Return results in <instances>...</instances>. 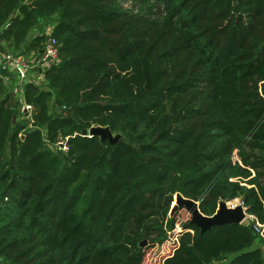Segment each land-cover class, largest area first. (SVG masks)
<instances>
[{"label":"trees","instance_id":"obj_1","mask_svg":"<svg viewBox=\"0 0 264 264\" xmlns=\"http://www.w3.org/2000/svg\"><path fill=\"white\" fill-rule=\"evenodd\" d=\"M123 1L0 0V26L19 10L0 50L58 42L48 89L0 74V264H145L164 240L159 264H264L252 223L189 217L176 241L164 220L179 192L204 214L239 196L264 225V0Z\"/></svg>","mask_w":264,"mask_h":264},{"label":"built area","instance_id":"obj_2","mask_svg":"<svg viewBox=\"0 0 264 264\" xmlns=\"http://www.w3.org/2000/svg\"><path fill=\"white\" fill-rule=\"evenodd\" d=\"M51 31L48 33L50 34ZM58 60V42L56 38L50 35L44 43L43 49L37 56L31 58L26 57L22 54L13 53L9 50H0V74L4 72L3 78H11L14 76L17 80L16 89L20 91L22 89V84L29 80L36 81V76H41L43 74V69L49 66L51 63ZM36 71H35V70ZM33 106L31 103H24V110L27 111V117L31 116V111ZM68 136L58 139L52 147H55L60 150H67V139ZM232 161H237L241 164V160L237 154L236 150H233L231 155ZM231 199L228 203L229 205L240 204L243 209H247V206L243 203L242 200L232 201ZM245 216L252 218L253 228L264 236V225L257 220V217L250 213L249 211L245 212ZM181 227H176L174 230V239H177L176 234L180 233ZM191 230V229H189Z\"/></svg>","mask_w":264,"mask_h":264},{"label":"water","instance_id":"obj_3","mask_svg":"<svg viewBox=\"0 0 264 264\" xmlns=\"http://www.w3.org/2000/svg\"><path fill=\"white\" fill-rule=\"evenodd\" d=\"M83 133H88L90 136L96 134L101 140L107 139L110 143L116 142L121 137L119 132L113 133L107 125H92L88 129H83ZM176 195L175 207L185 206L190 212V222L198 226L200 232L209 229L213 225L228 222H241L245 217V212L248 211L247 209H243L240 204L232 206L228 205L224 200H220L216 210L212 214H204L199 208L198 201L183 196L179 192H177ZM171 213H173V211ZM144 242L145 240L143 239L140 244Z\"/></svg>","mask_w":264,"mask_h":264},{"label":"rangeland","instance_id":"obj_4","mask_svg":"<svg viewBox=\"0 0 264 264\" xmlns=\"http://www.w3.org/2000/svg\"><path fill=\"white\" fill-rule=\"evenodd\" d=\"M132 3H133L132 0H124L123 1V4L125 6H130V5H132ZM40 25H42V23L41 22H38L36 24V27L35 28H31L32 30L30 31V34H28L27 36L30 38V36L39 29V26ZM49 27L50 26H47L46 29H49ZM27 50L28 49L26 47L22 46L19 51L20 52H23L24 56L29 57V58H31L33 56H37L36 55L37 52L31 51V50L30 51H27ZM36 82H38L40 88H42V89H48L49 88L48 80H47V78H45V76L43 74L41 76H39V75L36 76ZM52 100H53V95L51 97H48V99L46 101L47 102V105H48L49 111H51L50 106H51ZM32 106H33V109L32 110H35V106L33 104H32ZM19 107H20L19 108V111H20L19 117L22 119L21 112H22L23 104H21ZM113 133H116V132H113ZM176 196L177 195L175 194L174 197H173L174 202L169 205L168 211H167L166 216H165V219H164L165 221H167V219L171 215V212L172 211L175 212V221L173 223V226L172 227H169L168 225H166L164 223L165 224L166 238H169V239H174V235H175L174 230H175L176 227H181L182 228L180 230V233L183 232L184 230H186V228L182 224H183V222L187 218L190 217V212L187 209H185L183 207H180V208H178V207L176 208L175 207V204H176ZM230 200L231 199H226L224 201L229 205L228 202ZM232 201L234 202V201H237V200H232ZM190 231H192V230H190ZM176 235H178V234H176ZM176 237H178V236H176ZM177 239H175V240L177 241ZM164 241L162 243H156L154 246H151V247H153V249H151V250H150V247H147L146 248V252H147V250L148 251L150 250V253L149 254L147 253V255H146V262H145V264H159L158 263L159 262L158 261L159 256L161 255L162 251L165 250V242ZM262 251H263V256H264V246H262Z\"/></svg>","mask_w":264,"mask_h":264},{"label":"crops","instance_id":"obj_5","mask_svg":"<svg viewBox=\"0 0 264 264\" xmlns=\"http://www.w3.org/2000/svg\"><path fill=\"white\" fill-rule=\"evenodd\" d=\"M18 12H19V10H18V7H15V9H14V11L10 14V16H8L7 17V19L4 21V23L0 26V30L2 29V28H4L8 23H9V20L11 19V17L12 16H15L16 14H18ZM47 26H50L49 27V29H45V31L46 32H49V31H51V29H52V26L53 25H51V24H49V25H47ZM47 28V27H46ZM28 34H30V32L28 33ZM33 35V34H32ZM32 35L30 36V38L32 37ZM28 36H26V40L28 39H30ZM0 42H1V44L6 48V46L10 43V42H8L6 39H1L0 40ZM24 41H22L21 43H23ZM20 43V44H21ZM12 46V45H11ZM8 47V46H7ZM10 47V46H9ZM4 80V82H5V85H8V88H11V89H15V87H16V85H15V81H13L11 78H4L3 79ZM247 185H249L248 183H247ZM234 200H242L241 199V197H234L233 198ZM251 221H252V218L251 217H249V216H245L244 218H243V220L241 221V223H243V224H248V223H251Z\"/></svg>","mask_w":264,"mask_h":264}]
</instances>
